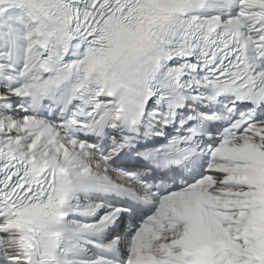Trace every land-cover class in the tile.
Returning <instances> with one entry per match:
<instances>
[{"label": "snow or ice", "instance_id": "snow-or-ice-1", "mask_svg": "<svg viewBox=\"0 0 264 264\" xmlns=\"http://www.w3.org/2000/svg\"><path fill=\"white\" fill-rule=\"evenodd\" d=\"M0 264H264V0H0Z\"/></svg>", "mask_w": 264, "mask_h": 264}]
</instances>
